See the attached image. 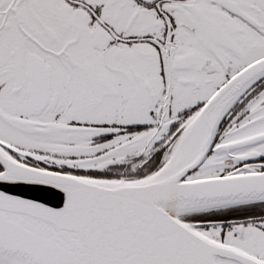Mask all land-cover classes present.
Instances as JSON below:
<instances>
[{"label": "snow or ice", "instance_id": "6c2138e0", "mask_svg": "<svg viewBox=\"0 0 264 264\" xmlns=\"http://www.w3.org/2000/svg\"><path fill=\"white\" fill-rule=\"evenodd\" d=\"M0 264H264V0H0Z\"/></svg>", "mask_w": 264, "mask_h": 264}]
</instances>
